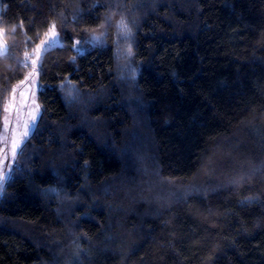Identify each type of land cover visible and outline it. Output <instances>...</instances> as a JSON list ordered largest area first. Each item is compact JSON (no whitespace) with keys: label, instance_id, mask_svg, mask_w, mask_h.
<instances>
[{"label":"trees","instance_id":"16d2710c","mask_svg":"<svg viewBox=\"0 0 264 264\" xmlns=\"http://www.w3.org/2000/svg\"><path fill=\"white\" fill-rule=\"evenodd\" d=\"M56 24L0 264H264V0H0V131Z\"/></svg>","mask_w":264,"mask_h":264},{"label":"rangeland","instance_id":"374dc122","mask_svg":"<svg viewBox=\"0 0 264 264\" xmlns=\"http://www.w3.org/2000/svg\"><path fill=\"white\" fill-rule=\"evenodd\" d=\"M63 32L61 25H53L40 43L27 52L26 77L17 82L13 92L7 98L0 131L3 146L0 153V196L13 174L18 153L36 129L43 111L39 99L40 90L43 88L40 76L41 60L46 50L65 43ZM3 35L4 31L0 29V53H4L8 47ZM74 36L77 48L82 50L87 42L99 40L101 31L95 30Z\"/></svg>","mask_w":264,"mask_h":264}]
</instances>
